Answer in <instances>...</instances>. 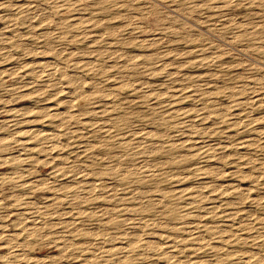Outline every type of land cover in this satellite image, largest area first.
Here are the masks:
<instances>
[{"label": "rangeland", "instance_id": "rangeland-1", "mask_svg": "<svg viewBox=\"0 0 264 264\" xmlns=\"http://www.w3.org/2000/svg\"><path fill=\"white\" fill-rule=\"evenodd\" d=\"M0 264H264V0H0Z\"/></svg>", "mask_w": 264, "mask_h": 264}, {"label": "bare ground", "instance_id": "bare-ground-1", "mask_svg": "<svg viewBox=\"0 0 264 264\" xmlns=\"http://www.w3.org/2000/svg\"><path fill=\"white\" fill-rule=\"evenodd\" d=\"M6 158V157H5Z\"/></svg>", "mask_w": 264, "mask_h": 264}]
</instances>
